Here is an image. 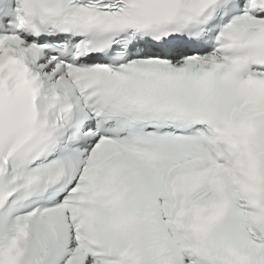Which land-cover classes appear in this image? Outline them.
Listing matches in <instances>:
<instances>
[{
	"label": "snow or ice",
	"instance_id": "obj_1",
	"mask_svg": "<svg viewBox=\"0 0 264 264\" xmlns=\"http://www.w3.org/2000/svg\"><path fill=\"white\" fill-rule=\"evenodd\" d=\"M0 264H264V0H0Z\"/></svg>",
	"mask_w": 264,
	"mask_h": 264
}]
</instances>
